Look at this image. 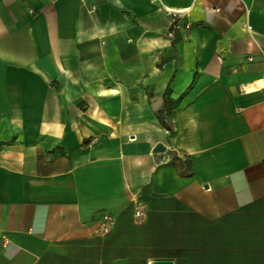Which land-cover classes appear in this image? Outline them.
<instances>
[{
    "label": "crops",
    "instance_id": "crops-1",
    "mask_svg": "<svg viewBox=\"0 0 264 264\" xmlns=\"http://www.w3.org/2000/svg\"><path fill=\"white\" fill-rule=\"evenodd\" d=\"M155 260L264 264V0H0V264Z\"/></svg>",
    "mask_w": 264,
    "mask_h": 264
},
{
    "label": "built area",
    "instance_id": "built-area-1",
    "mask_svg": "<svg viewBox=\"0 0 264 264\" xmlns=\"http://www.w3.org/2000/svg\"><path fill=\"white\" fill-rule=\"evenodd\" d=\"M157 10L158 11H162L166 15H168L169 17H171V19L173 21L172 27H174V28H177V24L176 23L180 19H183L186 16V10H183V9H173V8H170V7H166V6L162 5V4L158 5ZM189 25H190L189 23H185L184 24V27L187 29V28H189ZM167 35H168V37H172L173 36V31L170 30L167 33ZM134 215H135V217L137 219H141V218L144 217V212L141 210L140 205L137 207ZM147 264H152V262L149 261Z\"/></svg>",
    "mask_w": 264,
    "mask_h": 264
},
{
    "label": "water",
    "instance_id": "water-1",
    "mask_svg": "<svg viewBox=\"0 0 264 264\" xmlns=\"http://www.w3.org/2000/svg\"><path fill=\"white\" fill-rule=\"evenodd\" d=\"M153 264H173L170 260H155Z\"/></svg>",
    "mask_w": 264,
    "mask_h": 264
}]
</instances>
